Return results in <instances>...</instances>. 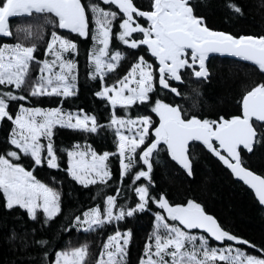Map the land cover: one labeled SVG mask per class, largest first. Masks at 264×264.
Segmentation results:
<instances>
[{
    "label": "snow or ice",
    "instance_id": "obj_1",
    "mask_svg": "<svg viewBox=\"0 0 264 264\" xmlns=\"http://www.w3.org/2000/svg\"><path fill=\"white\" fill-rule=\"evenodd\" d=\"M228 7L242 14L239 5L229 3ZM12 18H27V23L13 25ZM47 25L52 30L45 39ZM58 30H67V34ZM88 37L92 41L87 52L88 76L99 78L100 87L94 95L113 109L107 126L115 129V153H98L87 142L78 141L57 149L53 140L56 126L96 133L101 127L96 117L83 109L28 107L23 103L30 97L55 96L66 101L76 95L78 65L74 54L79 50L77 40ZM113 39L138 53L142 50V54L124 76L107 84L105 76L126 55L118 47L110 48ZM37 40L46 45L44 59L34 55L39 48ZM213 53L251 62L264 74V35L237 36L214 30L204 16L194 13L190 0H150L147 10L134 0H88L86 4L82 0H0V122H10L8 147L0 151V193L5 207L25 210L40 230L49 227L63 211L61 191L55 186L62 181L53 176L52 183L42 182L34 171L44 165L60 171L66 154L63 171L77 184L107 187L109 181L116 182L113 194L68 213L67 227L61 225L65 232L74 228L85 233L116 225L103 240L93 264H126L131 230L121 231L119 222L145 211L154 221L138 264H264V247L224 229L200 203L193 199L170 202L163 192L152 191L153 158L165 151L191 176L190 142H199L264 205V175L246 168L241 158L243 150L251 152L254 143L264 142V81L242 94L239 114L228 118L210 119L181 104L165 102L159 95L168 90L182 96L173 82L183 84L185 74L207 79L206 60ZM146 54L150 56L146 58ZM33 66L38 68L34 78ZM117 106L124 115L116 114ZM133 106L150 114L128 115ZM110 155H118L116 178L106 163ZM25 159L30 163L24 164ZM125 179L130 183L124 184ZM126 190L134 193L133 204L119 199ZM38 228L22 233L13 230L9 240L22 248L38 246L39 264H89L87 243L53 250L49 240L37 238ZM234 244L246 245L259 254Z\"/></svg>",
    "mask_w": 264,
    "mask_h": 264
},
{
    "label": "trees",
    "instance_id": "obj_2",
    "mask_svg": "<svg viewBox=\"0 0 264 264\" xmlns=\"http://www.w3.org/2000/svg\"><path fill=\"white\" fill-rule=\"evenodd\" d=\"M82 3L86 4L88 0H82ZM134 3L142 10H147L150 0H134ZM190 3L193 5L194 13L204 16L207 26L214 30H222L237 36L241 34L264 35V0H190ZM229 3L239 5L242 14H237L230 9ZM10 22L13 25L27 23V18H23V20L15 18ZM33 30L35 31V27ZM51 30V25L45 26V39ZM62 34H67V31ZM71 35L75 36V34ZM36 42L39 48L34 55L39 59H44L42 49L46 45L42 44L40 40ZM77 43L79 50L77 54H74L78 65L76 95L66 101L55 96L30 97L23 103L30 107L59 105L66 110L83 109L84 112L96 117L97 124L101 126L96 133H85L56 126L53 140L57 149L71 147L78 141L81 144L87 142L98 153L104 151L115 153V129L107 126L113 109L105 99L94 95L100 87L99 78L93 80L88 76L87 52L92 47V41L90 37L79 38ZM117 47L126 55L119 62L117 68L105 76L107 84H111L115 79L124 75L136 56L142 54V50L138 53L113 39L110 48ZM48 58L50 59V57ZM207 68L209 70L207 79L197 80L185 74L183 84L173 82L174 86H178L182 96H175L168 90L161 91L159 95L165 102L181 104L198 115L210 119H216L219 116L228 118L231 115L239 114V101L242 94L254 84L264 81V75L259 73L255 67L229 58L211 57ZM20 94L26 95L27 93ZM115 112L117 115H124L120 106H117ZM138 112L150 114L149 110L133 106L128 115H136ZM151 115L153 119H158L155 114ZM9 130L10 122H0V151L8 147L6 138ZM190 155L193 172L191 176L171 160L165 151H161L158 156H155L152 161V177L155 181L152 191L154 193L163 192L170 202L175 203H185L188 199H193L200 203L208 214L214 216L224 229L248 240L251 244L264 247V209L255 200L251 191L234 180L227 167L204 149L199 142H191ZM241 158L246 168L264 175V142L254 143L251 152L243 150ZM23 163L28 164L30 161L25 159ZM106 163L111 169L112 176L118 177V155H110ZM65 167L66 154L63 155L60 171L49 169L46 165L37 166L34 171V175L42 182L52 183L53 176L62 181V185H55L61 191L62 214L54 218L50 222V226L43 230H40L36 223L27 218L25 210L18 206L11 210L7 209L2 193H0V264H39L41 257L38 255L40 251L38 246L22 248L9 240V235L13 230L22 233L24 229L31 227L38 228L37 238L49 240V246L53 250H59L61 247L71 244L87 243L90 253L89 264H93L102 247L103 240L115 230L116 225L91 233L77 231L74 228L65 232L61 225L67 227L68 213L92 206L101 200L102 195L113 194L116 182L115 180L109 181L107 187L98 183L85 188L67 176L63 171ZM128 183L130 181L125 179L124 184ZM93 196L97 197L96 201H93ZM119 199H126L129 204H133L134 193L126 190L120 194ZM150 207L154 211L158 210L155 205H150ZM153 221V215L145 211L135 213L132 217H126L125 220L119 222L118 226L121 231L131 230L126 264H138L145 242L153 228ZM219 244L216 243V245ZM236 246L244 248L251 254H259L255 249L248 248L246 245Z\"/></svg>",
    "mask_w": 264,
    "mask_h": 264
},
{
    "label": "water",
    "instance_id": "obj_3",
    "mask_svg": "<svg viewBox=\"0 0 264 264\" xmlns=\"http://www.w3.org/2000/svg\"><path fill=\"white\" fill-rule=\"evenodd\" d=\"M13 19H15V18H12L11 20H13ZM63 31H67V30H63ZM148 55H150V54H148ZM211 57L229 58V59H233V60H236V61H239V62H242V63H246V64H248V65H251V66L255 67L254 65L251 64V62L243 61L242 59H240V58H236V57H232V56L229 55V54H218V53L209 54V58L206 60V65H207V63H208V61H209V59H210ZM255 68H256V67H255ZM257 70H258V69H257ZM263 75H264V74H263ZM195 79H196V78H195ZM199 80H202V79H199ZM174 83H178V82H174ZM190 144H191V142H190ZM179 166H180V165H179ZM180 167H181V166H180ZM227 169H228V168H227ZM249 170H250V169H249ZM228 171H229L231 177H232L234 180L238 181L239 183H241L242 185H244L247 189H249V190L251 191V193L253 194L255 200H256V201L258 202V204L264 209V205H261V204L259 203L258 199H257L256 196H255L254 191H253L248 185H246L242 180H240L239 178L235 177V176L231 173L230 169H228ZM251 171H252V170H251ZM256 174H257V173H256ZM196 231H202V230H196ZM215 243H219V242H215Z\"/></svg>",
    "mask_w": 264,
    "mask_h": 264
},
{
    "label": "rangeland",
    "instance_id": "obj_4",
    "mask_svg": "<svg viewBox=\"0 0 264 264\" xmlns=\"http://www.w3.org/2000/svg\"><path fill=\"white\" fill-rule=\"evenodd\" d=\"M89 16H90V13H89ZM144 26H147L146 25V23L144 24ZM59 32H65V31H63V30H58ZM132 50V49H131ZM136 51V50H135ZM141 54V53H140ZM139 54V55H140ZM150 55H148V54H146V58H148ZM137 57V56H136ZM50 59H51V57H50ZM136 59V58H135ZM135 59H134V61L133 62H135ZM133 62H131V64L133 63ZM131 64H130V66H129V68H128V70L130 69V67H131ZM35 70H36V72H35ZM31 72H32V76H33V78L38 74V68L37 67H35V66H33L32 68H31ZM127 73V72H126ZM125 73V74H126ZM124 74V75H125ZM124 75H122V76H124ZM121 76V77H122ZM194 78V77H193ZM115 80H117V79H115ZM115 80L112 82V83H114L115 82ZM111 83V84H112ZM28 107H30V106H28ZM132 116H134V115H132ZM152 231V230H151ZM81 244H83V243H81ZM80 245V243L79 244H75V245H73V244H71V246H79ZM216 246H221L220 244L219 245H216ZM236 245H234V247H235Z\"/></svg>",
    "mask_w": 264,
    "mask_h": 264
}]
</instances>
